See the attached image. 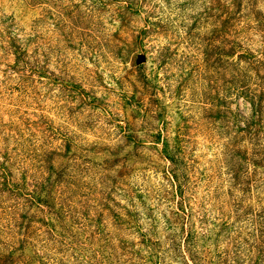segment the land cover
Here are the masks:
<instances>
[{
	"label": "rangeland",
	"instance_id": "1",
	"mask_svg": "<svg viewBox=\"0 0 264 264\" xmlns=\"http://www.w3.org/2000/svg\"><path fill=\"white\" fill-rule=\"evenodd\" d=\"M229 2L136 0L123 27L117 2H108L84 17L91 32L66 27L71 17L50 10L47 29H39L50 47L47 72L33 77L30 102L12 89L16 78L3 65L11 58L1 59L0 257L17 244L25 209L16 167L4 183V167L14 161L5 164L3 155H12V130L27 125L35 177L47 176L42 159L62 172L57 202L91 234L90 249L104 245L109 264H191L169 248L178 197L164 157L172 153L206 210L198 244L205 262L264 264V168L252 164L264 141L253 145L238 130L248 104L236 95L243 83H264V0H239L243 18L233 30L224 23ZM8 103L26 107L19 119ZM39 208L31 205L28 215L40 219ZM34 227L44 252L58 248ZM60 248L58 258L84 264Z\"/></svg>",
	"mask_w": 264,
	"mask_h": 264
},
{
	"label": "trees",
	"instance_id": "2",
	"mask_svg": "<svg viewBox=\"0 0 264 264\" xmlns=\"http://www.w3.org/2000/svg\"><path fill=\"white\" fill-rule=\"evenodd\" d=\"M64 1L65 3L61 0H0V63L3 62L1 59L11 58L10 61H4L3 65L9 70V74H14L16 78L15 87L12 89L25 98L26 102L34 101V96H30L33 93L29 91L33 86V77L44 75L47 72L45 69L50 47L39 29H47L50 10H55L60 17H71L67 21L66 27L91 32L84 17L90 18L92 12L99 13V5L103 7L104 3L117 2L118 9L122 12L118 17L119 27L120 25L121 27L127 26L129 22L127 16L135 11L136 6V0H103L104 2L101 3L100 0ZM86 1L92 3L88 4ZM228 8L224 23H228L229 28L233 30L236 23L239 21L241 23L243 18L239 0H230ZM77 19L82 20L83 23L77 24ZM145 30L141 31L142 36H144ZM112 36L117 40V34ZM138 38L139 36H136V39ZM38 48L41 50L40 53H38ZM132 52L128 50L124 57L129 56ZM236 91V95H242L248 104L247 116L238 113V116L242 118V123L238 124L237 128L243 132V136L247 137L249 143L253 140V145H256L259 141H264V83L252 85L243 83L236 88ZM12 106L16 109L12 112L13 116L17 115L19 119V109L26 107H22L23 104ZM25 126V130H12V155H8L6 151L3 155L5 164L11 160L14 161L12 166L10 164L4 167V183L5 185L11 184L10 169L16 167L15 170L19 171L20 177L17 184L14 185V189L18 198L22 200L21 207L25 209H23V214L17 225L18 232H20L17 244L7 246L8 254L0 257V264H68L63 261V257H57L64 251L60 248L61 244L77 253L84 264H109L110 255L104 253V245L90 249L91 234L87 235V231L76 222L78 218L69 214L68 206L57 202V197L62 194L61 189L57 190L60 188L58 186L61 184L62 172L58 173L46 160L42 159L37 161L40 164L38 168L40 171L43 169L47 176L41 179L35 177L33 161L38 157V154L36 149L32 148L30 136L25 133L28 130L27 125ZM6 144L8 145V143ZM252 155V164L264 168V149H260ZM164 158H168L167 172L174 183L178 197L177 210L172 222L176 233L170 236L169 248L183 263L189 260L191 264H208L198 245L199 240H205L206 210L200 200L196 199L189 191L187 169L183 164V159L179 158L177 153L165 155ZM238 177L236 170L231 175V179L236 180ZM237 184L235 183V185ZM53 187L57 188L53 191ZM187 193L190 197L187 196ZM33 204L37 208L43 207V209L39 208L42 216L40 219H34L32 215H28L30 206ZM35 224L41 226V231L43 230V234L46 236L44 242H56L59 244L58 248H51L50 253L43 251V247L34 233L38 230L34 227ZM79 237L82 238V241H78ZM32 243H37L38 246L36 247ZM26 246L29 247L28 250Z\"/></svg>",
	"mask_w": 264,
	"mask_h": 264
}]
</instances>
